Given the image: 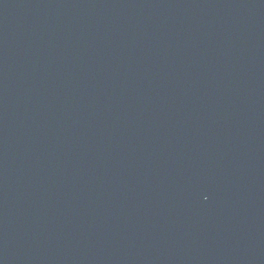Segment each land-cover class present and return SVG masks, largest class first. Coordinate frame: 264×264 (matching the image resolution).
Wrapping results in <instances>:
<instances>
[{
    "label": "water",
    "instance_id": "95a60500",
    "mask_svg": "<svg viewBox=\"0 0 264 264\" xmlns=\"http://www.w3.org/2000/svg\"><path fill=\"white\" fill-rule=\"evenodd\" d=\"M0 264H264V0H0Z\"/></svg>",
    "mask_w": 264,
    "mask_h": 264
}]
</instances>
